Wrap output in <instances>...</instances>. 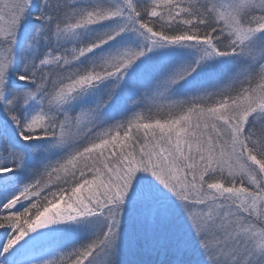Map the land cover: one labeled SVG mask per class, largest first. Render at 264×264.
Segmentation results:
<instances>
[{
    "label": "snow or ice",
    "instance_id": "snow-or-ice-1",
    "mask_svg": "<svg viewBox=\"0 0 264 264\" xmlns=\"http://www.w3.org/2000/svg\"><path fill=\"white\" fill-rule=\"evenodd\" d=\"M0 264H264V0H0Z\"/></svg>",
    "mask_w": 264,
    "mask_h": 264
},
{
    "label": "trees",
    "instance_id": "trees-1",
    "mask_svg": "<svg viewBox=\"0 0 264 264\" xmlns=\"http://www.w3.org/2000/svg\"><path fill=\"white\" fill-rule=\"evenodd\" d=\"M42 150H43V148H41L40 151H37V152L34 153V155H33V161L35 163L38 162V160H41L46 155V153H43ZM52 155L53 156L54 155H57V153L52 154ZM139 259L147 261L148 258L147 257H140ZM188 259L189 260H193V257H189Z\"/></svg>",
    "mask_w": 264,
    "mask_h": 264
},
{
    "label": "rangeland",
    "instance_id": "rangeland-1",
    "mask_svg": "<svg viewBox=\"0 0 264 264\" xmlns=\"http://www.w3.org/2000/svg\"><path fill=\"white\" fill-rule=\"evenodd\" d=\"M42 152L45 153L43 150H42ZM52 154H55V152H52V153H50V154H49V153H46L45 156H50V158H53V159H54L56 155L53 156ZM45 156H44V157H45ZM44 157H43V158H44ZM43 158H42V159H43ZM42 159H41V160H42ZM41 160H38V162H36V163L38 164ZM21 243H23V241H22ZM17 247H19V246H17ZM140 257H143V256L137 254V255H136L135 257H133V258H134V259H139ZM194 259H195V257L193 256V261H194Z\"/></svg>",
    "mask_w": 264,
    "mask_h": 264
}]
</instances>
